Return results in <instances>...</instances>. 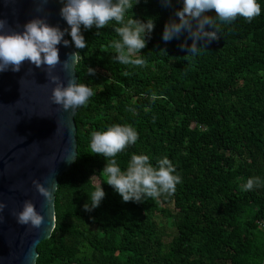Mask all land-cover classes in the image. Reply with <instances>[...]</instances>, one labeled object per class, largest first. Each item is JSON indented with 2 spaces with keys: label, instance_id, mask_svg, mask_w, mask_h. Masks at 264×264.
Wrapping results in <instances>:
<instances>
[{
  "label": "trees",
  "instance_id": "16d2710c",
  "mask_svg": "<svg viewBox=\"0 0 264 264\" xmlns=\"http://www.w3.org/2000/svg\"><path fill=\"white\" fill-rule=\"evenodd\" d=\"M257 2L259 16L218 21L221 38L193 56L180 47L187 33L162 40L181 3L132 0L126 15L155 25L138 54L143 67L115 60V21L81 27L88 47L71 44L80 52L76 72L94 95L76 109L77 158L59 177L56 226L36 264H264V183L242 190L249 177L264 182V0ZM113 124L138 132L115 157L121 169L132 153L154 166L167 156L181 177L173 195L123 202L105 183V158L91 153L90 134ZM99 184L105 197L85 211Z\"/></svg>",
  "mask_w": 264,
  "mask_h": 264
},
{
  "label": "clouds",
  "instance_id": "9594fccd",
  "mask_svg": "<svg viewBox=\"0 0 264 264\" xmlns=\"http://www.w3.org/2000/svg\"><path fill=\"white\" fill-rule=\"evenodd\" d=\"M38 5H45L48 0H34ZM62 7L60 17L66 21L68 28L63 30L59 25L48 23L46 16H34L17 31L8 25L7 20L0 18V73L11 70L19 72L25 62L38 68H44L48 82L53 84L50 101L63 111H74L86 105L94 95L92 87L77 82L70 77L65 84L58 75L53 74L57 65L64 70L69 68V60L75 63L80 52L69 54L61 62L58 45L68 47L70 41L64 39L65 34L71 37V44L76 49L88 47L81 27L84 30L102 29L110 22L118 25L114 28L119 39L111 42L116 56L115 60L122 65L143 67L146 61L142 49L147 46V38L155 25L151 20L142 21L126 14L133 9L132 0H59ZM139 0H136L138 3ZM182 7L175 10L177 19H170L164 25L162 40L167 43L173 38H179L187 33L185 41L180 45L187 55H197L202 48H209L221 37L218 35L219 24L228 25L243 17L249 22L261 13L257 0H177ZM165 6H171L173 0H161ZM37 7V12H42ZM214 12L215 15H209ZM219 21V24L217 23ZM191 40V44L187 43ZM89 75H95V69L88 67ZM138 140V132L129 124H113L104 131H93L90 134L89 148L91 153L105 158V166L100 172L107 177L106 184L118 193L123 202H143L145 198L158 199L161 196H171L176 192L177 184L181 183L180 175L176 174L175 166L167 156L156 161L155 166L146 154L132 153L124 170L117 164L115 157L125 151L128 146ZM72 162L69 159H63ZM264 183L259 176L249 177L242 185L243 191H250ZM36 191L44 198L43 206L51 205L53 186H46L38 180H33ZM105 197V192L99 184L91 193V204H84L85 211L99 207ZM6 205L0 202V212ZM17 223L22 226L39 229L44 223V216L37 211L31 200H24L19 211L12 213ZM36 253L30 249L25 257L26 264H35Z\"/></svg>",
  "mask_w": 264,
  "mask_h": 264
},
{
  "label": "water",
  "instance_id": "95a60500",
  "mask_svg": "<svg viewBox=\"0 0 264 264\" xmlns=\"http://www.w3.org/2000/svg\"><path fill=\"white\" fill-rule=\"evenodd\" d=\"M37 7L44 10L37 12ZM61 7L59 0H48L45 5L34 0H0V18L19 31L28 20L43 15L48 23L63 30L68 25L60 17ZM64 39L69 40L67 34ZM58 47L61 62L76 52L71 43ZM77 62L69 60L67 70L57 65L53 74L65 84L70 77L78 82ZM52 87L46 70L27 62L19 72L0 73V202L6 205L0 212V264H26L30 249L38 257L39 244L51 237L56 226L58 185L53 188L51 205L42 207L44 198L32 181L46 186L58 184L59 177L72 168L77 158L76 109L65 112L53 105ZM24 200H31L44 216L39 229L18 224L12 214L21 209Z\"/></svg>",
  "mask_w": 264,
  "mask_h": 264
}]
</instances>
